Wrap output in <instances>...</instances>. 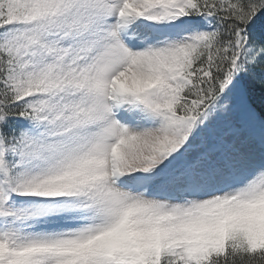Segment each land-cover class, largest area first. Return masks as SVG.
Returning <instances> with one entry per match:
<instances>
[{
	"label": "snow or ice",
	"instance_id": "6c2138e0",
	"mask_svg": "<svg viewBox=\"0 0 264 264\" xmlns=\"http://www.w3.org/2000/svg\"><path fill=\"white\" fill-rule=\"evenodd\" d=\"M0 264H264V0H0Z\"/></svg>",
	"mask_w": 264,
	"mask_h": 264
}]
</instances>
